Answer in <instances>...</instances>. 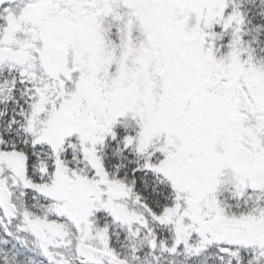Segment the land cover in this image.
<instances>
[{"label": "snow or ice", "instance_id": "obj_1", "mask_svg": "<svg viewBox=\"0 0 264 264\" xmlns=\"http://www.w3.org/2000/svg\"><path fill=\"white\" fill-rule=\"evenodd\" d=\"M0 264H264V0H0Z\"/></svg>", "mask_w": 264, "mask_h": 264}]
</instances>
